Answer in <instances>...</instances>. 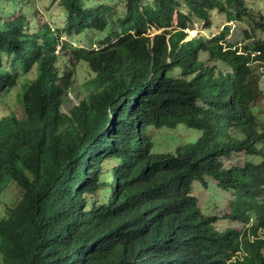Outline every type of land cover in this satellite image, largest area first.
Returning a JSON list of instances; mask_svg holds the SVG:
<instances>
[{"label":"trees","instance_id":"1","mask_svg":"<svg viewBox=\"0 0 264 264\" xmlns=\"http://www.w3.org/2000/svg\"><path fill=\"white\" fill-rule=\"evenodd\" d=\"M21 2L0 0V93L20 88L19 115L0 114V195L13 186L0 264H264V126L251 111L264 16L246 0H125L117 31L79 50L47 25L33 33ZM60 4L68 38L110 30L83 0ZM217 16L245 26L241 47L228 27L212 34ZM196 24L207 36L187 41ZM80 64L92 77L65 115ZM179 124L203 138L153 153L151 128ZM233 157L246 160L226 167ZM206 177L239 198L226 219L243 231L202 213L193 184Z\"/></svg>","mask_w":264,"mask_h":264},{"label":"rangeland","instance_id":"2","mask_svg":"<svg viewBox=\"0 0 264 264\" xmlns=\"http://www.w3.org/2000/svg\"><path fill=\"white\" fill-rule=\"evenodd\" d=\"M22 2L16 6L17 11H24L25 6H31V12H26L30 20L34 19V23L31 25L32 32L36 33V30L44 25H47L51 30L58 32L60 39L63 42L70 43L74 48L79 50H98V44L104 41L110 33L117 31L118 21L121 20L125 15V0H83L87 8L99 9L101 14H106L110 22V30L103 33L99 32H87L82 36H73L68 38L64 32L66 27V15L60 2L61 0H21ZM144 2L150 0H142ZM247 5L252 7L255 11L261 13L264 16V0H246ZM9 8V4H6ZM16 11V12H17ZM226 18L223 16H217L211 27L213 35H217L226 24ZM177 22L174 21L172 28L175 29ZM230 29L227 41L237 47H241L242 43L246 41L243 35V31L246 30L243 24L233 22L228 26ZM201 24L194 25L193 29H188L186 32L189 35L188 39H193L197 35L206 37L207 35L201 29ZM162 33L156 29H151L147 34L149 37H154ZM207 33V32H206ZM76 46V47H75ZM68 54V53H66ZM5 63L11 62L4 58ZM13 62V60H12ZM11 62V63H12ZM10 64V63H9ZM223 72L229 70L224 66H219ZM78 74V84L74 87L67 96V100L62 107V112L68 115L70 110L77 106L83 99L81 87L84 82L92 77V74L88 71L87 67L80 64ZM254 76L259 80L258 88L261 91V97L257 99L256 103L252 105L251 111L256 116L257 122L264 126V68L258 64L253 66ZM20 88L15 89L9 94L0 93V99L4 104L0 109V114L4 112H15L19 115L16 108V93ZM153 143V153L160 155H175L177 151L185 145H193L198 140L203 138V133L189 129L184 124H179L175 129L167 128H151L149 133ZM239 160V161H238ZM246 160L245 157L242 159H236L227 161L226 167H232L234 165H242ZM238 161V162H237ZM206 187L199 183L193 184V195L198 201L202 213L205 216H217L219 219V228L225 229L227 227H234L238 231H243V226L239 224H232L226 216L231 214L230 204L234 203V208L239 209L240 201L237 196L227 194L221 191L217 185L209 178H205ZM13 186L8 188L3 194L0 195V215L2 214V208L4 204L12 201ZM237 207V208H236ZM252 225L259 224V221L255 216H252Z\"/></svg>","mask_w":264,"mask_h":264},{"label":"clouds","instance_id":"3","mask_svg":"<svg viewBox=\"0 0 264 264\" xmlns=\"http://www.w3.org/2000/svg\"><path fill=\"white\" fill-rule=\"evenodd\" d=\"M230 24H233V23H230ZM230 24H225V26L224 27H228V26H230ZM223 27V28H224ZM229 28V27H228ZM198 36V35H197ZM200 36V35H199ZM189 38V37H188ZM187 38V41H189L190 39H188ZM76 47V46H75ZM197 183V182H196ZM200 207V206H199ZM230 215V214H229ZM256 217V216H255ZM257 218V217H256ZM220 219V218H219ZM237 224V223H236ZM219 225V224H218ZM250 225H252V224H250ZM249 225V226H250ZM249 226H247V230H251V228L249 227ZM263 235V234H262ZM243 256H244V253H238L237 254V256L236 257H234L233 259H232V261H230L229 263L231 264V263H236V261H238L240 258H243Z\"/></svg>","mask_w":264,"mask_h":264}]
</instances>
